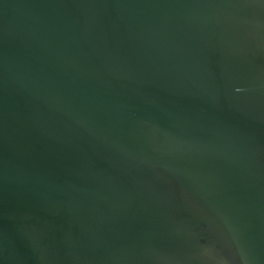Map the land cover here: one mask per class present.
<instances>
[{"label":"water","instance_id":"1","mask_svg":"<svg viewBox=\"0 0 264 264\" xmlns=\"http://www.w3.org/2000/svg\"><path fill=\"white\" fill-rule=\"evenodd\" d=\"M0 264H264V0H0Z\"/></svg>","mask_w":264,"mask_h":264}]
</instances>
